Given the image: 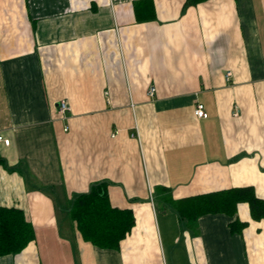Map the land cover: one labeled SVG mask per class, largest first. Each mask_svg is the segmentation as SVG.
I'll use <instances>...</instances> for the list:
<instances>
[{"label":"crops","instance_id":"1","mask_svg":"<svg viewBox=\"0 0 264 264\" xmlns=\"http://www.w3.org/2000/svg\"><path fill=\"white\" fill-rule=\"evenodd\" d=\"M186 1L0 0V208L36 235L0 264H264L247 203L193 223L164 201L264 199V0ZM99 183L135 217L119 250L66 213Z\"/></svg>","mask_w":264,"mask_h":264},{"label":"trees","instance_id":"2","mask_svg":"<svg viewBox=\"0 0 264 264\" xmlns=\"http://www.w3.org/2000/svg\"><path fill=\"white\" fill-rule=\"evenodd\" d=\"M204 1L207 0H187L185 8ZM0 164L7 166L2 158ZM163 190L165 189H159L160 192ZM164 196V201L188 222L194 223L206 214L225 213L234 216L240 203L249 205L253 220L264 221V199L257 196L253 187L231 188L178 202L173 201L166 192ZM66 213L83 240L101 249L119 250L121 242L135 226L132 210L112 206L107 183L96 184L89 192L75 196ZM247 224L236 219L230 227L234 232H241ZM35 239L33 225L27 221L22 210L0 208V257L20 253Z\"/></svg>","mask_w":264,"mask_h":264},{"label":"built area","instance_id":"3","mask_svg":"<svg viewBox=\"0 0 264 264\" xmlns=\"http://www.w3.org/2000/svg\"><path fill=\"white\" fill-rule=\"evenodd\" d=\"M155 93V88H151L149 91V95H154ZM69 109V105L67 102L63 101L59 104V111L60 113H64L65 111H67ZM195 115L199 118H207L208 117V113L205 110V106L202 103H199L195 109ZM0 142H3L5 145H9L10 144V140L3 137L2 135H0Z\"/></svg>","mask_w":264,"mask_h":264},{"label":"rangeland","instance_id":"4","mask_svg":"<svg viewBox=\"0 0 264 264\" xmlns=\"http://www.w3.org/2000/svg\"><path fill=\"white\" fill-rule=\"evenodd\" d=\"M158 201V200H157Z\"/></svg>","mask_w":264,"mask_h":264}]
</instances>
